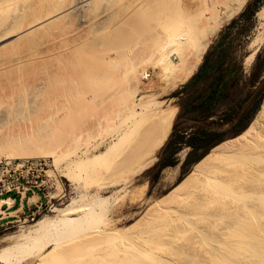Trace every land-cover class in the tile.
Returning <instances> with one entry per match:
<instances>
[{
  "label": "rangeland",
  "instance_id": "374dc122",
  "mask_svg": "<svg viewBox=\"0 0 264 264\" xmlns=\"http://www.w3.org/2000/svg\"><path fill=\"white\" fill-rule=\"evenodd\" d=\"M94 1H96V0H94ZM103 1H105L106 4ZM103 1L99 0L98 2H94V4L97 3V4H95V6L96 5L97 6L96 7L94 6V11L96 9L97 12H100V14H97L96 11L94 13V16L97 17L98 20L96 18H94V21L97 20L96 22H94V29L91 30V32L89 34L82 32L81 33L82 37H79L76 34V31L78 30V27H79L76 19L75 18H69V19H66L64 21L58 22V23L52 25L51 27L49 26L50 28H48L46 30L43 29L44 32H43V30H40L38 33L32 34L27 38L24 37L25 39H19V41L17 40L18 36L15 34L9 36L8 39L3 38L4 42L0 40V48L2 47V49H0V54H1L0 58L1 59L8 60L9 58H11V55L15 56V53L25 51L29 47H30L29 49H31V47H32L33 50L39 54H41L43 52V54L41 56H39L36 60H26L23 62L22 65L13 66L11 68H4V69L0 70V98L4 97L3 101L6 100L7 103L10 102L9 104L12 105V109H10L11 111L9 110L10 114H7V116H5L4 118L2 116L0 117V146L2 144L5 146V144L3 142H7V139L9 140L8 135L9 136L12 135V136H10V138H12L11 140H15V141L18 138H19L18 141H20L21 140L20 138H22L21 135L25 136V135H27V134L29 135L31 133H33L34 137L36 138L37 134L34 132L41 128L42 130L40 129V130L36 131L38 133L40 131H42V133L40 132V135L42 134L41 136L47 135L46 138L48 136H49L48 138H51L52 135H48V134L53 133V136H55V137L53 138V136H52V138H51L52 141L57 139V140H55V142L48 140V143L50 141L52 144L53 143H54V145L56 144L55 146L60 144L59 147L61 149L65 148V150L64 149L59 150V148H57V150H56V152L59 151L57 153L59 155L56 154L59 157V164L58 165H56L54 163V158H52V157H49V156H43V157L42 156H37V157L35 156L34 157V156H32L33 158H49V159H51V161L53 163V168H54L53 173L56 176V180H57V190L54 192V194H55V196L64 195L63 199L58 200V201L55 200L54 201L55 205L52 208H47V209H44L43 211H40V212L34 211L35 215H33L32 217H24L19 221V223L11 225V226L7 227L6 229L0 230V252H2L8 246V244L5 243L6 239L19 234L21 231L25 230L27 227L34 225L35 222L40 220V219H43L45 217L55 216V213L53 212L54 209H63V208H66L67 206H71V205L74 206L75 203H76L75 206L77 205L76 208L85 207V206H87L89 208L94 207V199H95L94 195H95V193L98 194V192H99V194L102 195L101 196L102 199L106 202H109L106 206L109 210L107 212L106 217L102 221H100V223H97V222L94 223L93 222V228L92 229H91L92 225L91 226L89 225L90 226L89 232H91V231L94 232V230L98 229V228L99 229H105V228L109 227V228L117 229L121 233L124 232V235L127 234V235H125V239H127L131 243L132 238H133V240H134V238H135V240H137L136 237L139 238L140 236L142 238V235H139V234H142V231H143L144 240L142 239L143 241L141 240V242H139L138 240L137 241H138V243H140L139 244L140 246H141V244H143V242L145 243L144 246L145 245H147V246L144 247L142 245L141 247L140 246L139 247L141 249L144 247L143 250H145L146 253H149V255L152 254L153 257H155L157 255V257H155V258L157 260L160 258L162 261V262H159V264L160 263L165 264L166 262H168V264H193L192 261L194 262V264H196L195 263L196 261H197V263L201 262L200 264H203V263L207 264L208 263L207 259L210 256V255H208L209 252L211 254H213L212 250L214 251V249L211 247L212 245H210V247H209L210 249L206 246V245L209 246V244H206L207 238L214 233L215 234L210 236V237H213V236L217 237L219 235H220V237H222V236H224V234L227 233V231L224 230V226H226L225 225L226 221L224 222V224H223V222H221V226L223 225L222 226L223 229H222V227L219 226L220 225V222L218 220V219H220L219 217H221V214H222L221 218L224 220V216H223L224 214L226 215V214L232 212V209L235 210L236 208H241L242 206L245 205V203L243 202V204H241L242 203L241 201L238 202L239 200L237 201L236 199H240V198H237V196L236 197L233 196V198H235L234 200L236 201L235 204L233 202H231L230 199L233 200V198L231 196H230L231 197L230 199H229V197L227 198V200L229 201V204L227 203L228 205H225V202H220V203H224V204H220V205H218L219 204L218 202H215L213 204V206H215V204L217 203L215 207H213V208L208 207V209H207V212H209V214L212 213L211 217L208 214V217H209L208 218L207 216H205L207 214V212H205L206 213L205 215L203 214L204 213L203 211H205V210H203L204 207L202 208V211H201V208H198V209L195 208V207H199V206L201 207L203 205L205 206L207 204L206 202L205 203H202V202L199 203L200 200L198 198L206 195V193H208V194L210 193L209 190H205L208 185L207 186L204 185V187L206 186V188L204 189V187H203L202 188L203 191H201L199 193L198 192L196 193L195 190L191 191L192 189L195 188L194 187L195 182L189 183L188 186L186 185L187 187H183L181 189L180 188L178 189V184L192 172L193 167L197 164L196 163V164L191 165V166L185 165L186 158H187L189 152L191 151V149L187 146L181 147L178 154L175 157V165L163 169L161 171L160 176L158 177V172L160 169V161H161L162 155L164 154V150L167 147V145L171 139V135L174 132L175 125H177V129H176L175 134H180L184 128H190V132H195L198 129H210V130L222 133L226 137L225 141H228L230 139L237 137V136H233V134H235V132L239 129V127L242 126L241 124H243V125L247 124V128L250 126V124L252 123L253 119L255 118L257 112L259 111V109H260V107L264 101V27L260 26L259 21H258V17L256 14L254 19H252V20H249V21L241 20V21H239L238 24L234 27V29H232L229 32V35L226 38V46L230 47L232 56L235 59L242 62L243 68H244V73H243V76H242L240 82L238 83V85L235 86L231 90L229 100L227 102L223 103L222 105H220L216 109V116L215 117H213L209 121H205V120H202L201 117L195 118V116L189 112H185L184 114H182L180 116L182 103L185 102L187 104L192 98H194L195 100H199L200 98L207 96V93H205L206 92L205 88L200 87V86L198 87L197 84L192 85L190 88H188L185 91H181L178 96H175L174 94L177 91H180L185 84L180 85L176 90H174L170 94L161 97L160 100L171 101L173 105H176L178 107V114H177L173 129L171 131V134L169 136V139L167 140L165 146L161 150V153L158 157V160L153 164V166L150 169L134 176L129 182H127L125 184H121V183H116V182L120 181L121 178H123L122 175H125L124 173H125L126 169H125V166H123L125 164L122 163L123 165H121V162L119 163L120 165L116 164V162L101 164L102 162H99V163L94 165V156L97 154H100L101 152H103L105 150H107V148L113 142V139L117 138L119 133H121L123 128L128 123L127 113L124 111V108L121 107L123 105L122 104L123 100L120 99L121 94L120 95L117 94L116 98L114 97V98H112V100L109 99L108 97L113 94L112 92H114V91L121 92V90H124V88L126 87V85H125L126 81H125V83H123L124 82L123 79L126 77V73H124L125 72L124 69L126 68V72L128 71L127 67L130 68V66H131L130 63L134 62V61H132V60H134V58H132V57H134V55H137L135 60L136 59L140 60V61L142 60L141 62H144V64L147 65L145 67V70H146L147 74L149 75L148 78L143 80L142 85L140 86L139 93H138L139 96L143 97V96H148V95L155 94V93L159 92V90L164 86V82L162 81L161 70L159 69V67H156L157 65H155V63L158 62L157 56L148 57V55L150 54V51H149V53H147L148 52L147 47L158 46L157 44H155V42L150 43V41L152 40L151 37L155 38L156 33H158V32H159L158 34L160 35L161 29H162V33H163V31L169 30V29H167L166 25H168V28H171L173 26V23L175 24L176 21L179 22L180 27L182 26L181 24H184L181 27L182 29L177 27L178 22L175 24V25H177L175 27H177L178 29H181V30H187L188 27L190 29V26L193 24L194 21H195V23H194L195 26L197 24L196 22H199L198 24H201L200 22L203 20V18L205 19L204 15L207 13V11L209 12V10H210L209 7L212 8V10L214 9L213 3H215L216 0H213V1L210 0L212 3H210L209 0H206L207 2L205 0H180L184 5L183 7L180 6L182 9H180V8L177 9V7H178L177 4H175V5L172 4V6H171L170 4L174 3L173 0H170V1L161 0L163 2V4L161 3L160 0H146V1L139 0V1H142L141 2L142 4L140 2H138V0H134L133 3H132V0H103ZM125 1H127V2H125ZM158 1H160V3L163 6H165V8H169L170 6H171V8H173L174 6L175 7L172 10L168 9V11H167V9H165V11H164L165 13H164V12H162V10H164V7L162 5H161L162 7H160V4ZM165 1H166V3H168V5H170L169 7H167L166 4H164ZM251 1L252 0H249L247 5ZM128 2L131 4H129ZM175 2H176V0H175ZM204 2H206V3H204ZM102 3H103V5H102L103 7L101 6ZM135 3H137L138 5ZM150 4L153 6H151ZM211 4H212V6H211ZM23 5L21 2V5H20V7L22 6L21 10L18 7L19 8L18 11L21 12L23 9L22 14L26 18V19L24 18L25 22H26L27 20H29L30 18L33 17V16L31 17L32 10L38 6V3H37V0H33V1L30 0L28 3H26L25 6H23ZM122 5L125 6L126 8H130V6L132 5L133 8L131 7V9H129L130 11L128 12V11H125L128 9H125V7H123ZM128 5H130V6H128ZM157 5H159V6H157ZM106 6H107V8H106ZM206 6H208V7H206ZM246 6H245V8H246ZM263 6H264V1L260 4L258 11ZM27 7H28V9H27ZM111 7L113 10L111 9ZM146 7H148V9ZM1 8L3 9V6L0 5V11L2 12ZM101 8H102V10H101ZM104 8H106V10H108V11H104ZM157 8H159L160 10L162 8L163 9L161 11H159V9H157ZM245 8H244V10H245ZM24 9H25V11H24ZM99 9L101 11H99ZM120 9H121V11H123L122 13L120 12ZM179 9L181 11L183 10V12H185L186 14L188 13L186 15V17H188V15H190V14L193 16V19H192V17L190 19L188 18L189 20L186 18L188 21L194 20L193 22L190 21V25H189L188 21H187V23L185 22L186 24L182 21V19L184 17L182 19H180L179 15H177L178 18L181 20V22L179 21L177 16H176V18L174 17L173 14L176 15V12L179 11ZM212 10H210V12H215V10L217 11V8L215 7V10H213V11ZM18 11L17 12H16V10L9 11V13L3 12L4 13V15H3L4 19H5V14L7 13L6 14L7 19L5 20V23H4V19L1 20L2 18H0V21H2L4 23V25L0 28L1 29L0 33L2 32L1 34H3V32L5 31L4 28H6L7 25L10 24V22H13L12 20L17 15L19 16L21 14V13L18 14ZM102 11H103V13H102ZM142 11H143L144 15H143ZM200 11H201V13H198ZM106 12H108V14ZM3 13L0 14L1 17H2ZM117 13H118V15H117ZM102 14L105 15V17H106L105 19H104V16H102L103 18L98 16V15H102ZM114 14H116V15L114 16ZM169 14H170V18H171V16H173L175 19H178V20H175V22L171 21L172 18H171V20H169V18L166 16V15L169 16ZM180 14H184V13H180ZM200 14H201V16H200ZM239 15H237L235 18H237ZM156 16L158 19L156 20V24H153V23H155ZM99 17L101 18V20ZM149 18L151 19V21ZM152 18H154V19H152ZM102 20H104V21H102ZM20 21L23 22L24 20H20ZM98 21H100V22H98ZM187 24H188V27H187ZM202 24H203V21H202ZM185 25H186V27H184ZM193 25H192V27L195 28V26H193ZM228 25H226L220 31V33L216 36L217 38L216 37L214 38L212 44H214L220 38V36L225 33V30H226ZM158 26L161 27V29ZM164 26H165V28H164ZM152 27H154V28L152 29ZM183 28H185V29H183ZM174 29L176 30V28H174ZM150 30H151V34L153 33L152 31H154L155 34L151 35L149 32ZM80 31H81V29H80ZM5 33H6V31H5ZM136 33L139 37L136 36ZM158 34H157V36H159ZM140 37H142V38L140 39ZM76 39L78 41H76ZM68 40H71L70 43H73V44L76 43L74 46H94L93 52H91V49L88 51L85 48L88 52V54L86 55V58L87 57L88 58L86 61H82L83 64H87L88 62H90L94 58V100L92 99L93 102L91 101L92 102L91 104H90V101H87V102H89V104L87 102H84V99L82 97V95L84 93L83 92L81 94L80 98H78L79 97V95H78V97H77L78 100L76 99L74 101V104H72V103L69 104V102L67 103L66 101H64L65 103L63 105L59 101L60 102L59 105L61 107L65 108V110L67 111V114H70V116H68L67 114L64 115L65 117L62 119V121H60V123L58 122L56 124L57 121H55L54 123L52 121H50L51 120V118H50L51 113L50 112L53 110L52 109L53 103L50 102L51 103V105H50L48 103V101H46V100H48V98H47L48 96L46 94L47 91L44 92L43 89L39 90V89L33 87V85L35 84V83L33 84V82H34V78L36 80V78L38 79L39 77L40 78L46 77L45 73H47L46 72L47 69L44 70L45 69L46 56L44 55V52L46 51L47 46H64L63 44L66 43ZM143 40H144V43H141V42H143ZM11 42H12V44H11ZM8 43H10V44H8ZM5 44H6V47H5ZM3 45H4V48H3ZM12 46H13V48H12ZM41 46H43V48H41ZM134 46H137L138 48L134 47ZM135 48H137V49H135ZM146 48H147V50H146ZM129 49H134V51H136V52L138 51L139 53H140V51H144V52H143V54H142V52H141V54H139V53H136L133 51L135 53V54H133L132 50H129ZM138 49H140V51ZM13 50L15 53L13 52ZM125 50H126V52H125ZM169 51H170L169 54L173 53V52H171V50H169ZM124 52L127 53V57H126V54L124 55ZM128 52H129V55H128ZM5 54H6V56H5ZM138 54L143 55V56L145 55L148 58H146L145 56H144V58H143V56L142 57L140 56L141 57V59H140ZM253 54H255V55L251 59V56ZM93 55H94V57H93ZM8 56H10V57H8ZM257 56L259 57V61L257 62V66H256L255 70L252 71V67L255 63ZM125 57L128 59H132V60L131 61L127 60ZM6 58H8V59H6ZM13 58H15V57H13ZM156 58H157V60H156ZM169 58L171 60L173 59L172 61L175 63L178 62V59H177V57H175L174 54H171V56H169ZM1 59H0V61H4ZM137 60L135 62L141 63L140 61H137ZM135 62H134V64H135ZM126 63H128L130 66ZM141 66L142 67L144 66L143 63H141ZM123 73H124L125 77H123ZM17 75H19L20 77L22 75L20 80L24 81L23 82L24 84L22 83L21 85H25V87L28 85L29 87L27 86L28 88L24 89V90H27L28 93L24 91V92H22V94H24V95L19 94L18 96H16V97L20 96L19 98L21 99V97H22V99L19 100V98H17V102H15V101H11L12 99L7 100L6 95L8 94L9 91L2 90V86L4 84H6V82L8 81L9 78L19 77ZM26 78H28L29 80L28 79L26 80ZM125 80H126V78H125ZM26 83H27V85H26ZM4 87H5V85H4ZM33 88H35V89H33ZM29 90L30 91L32 90L31 93ZM3 91L7 92V93H3ZM39 91H41V92H39ZM26 93L28 94V96H25ZM110 93H112V94H110ZM114 93H116V92H114ZM38 94L40 96H38ZM89 94L91 96L92 93H89ZM45 98H47V99H45ZM106 100H108V102ZM18 101H20V102H18ZM0 102H2V101H0ZM12 102L14 103V105ZM15 103H18V104L15 105ZM20 103L22 105H20ZM48 107H50L49 110H48ZM10 108H11V106H10ZM81 108H82V110H81ZM93 108H94V110H93ZM78 111H80V112H78ZM48 112L50 113V115ZM78 113H80L82 116L84 114L85 115H84V117H81V119H80V114H78ZM92 113H93V116H92ZM86 114L89 117L94 119V127L91 126V127L87 128L86 120L89 117L87 116L88 118H86ZM8 115H9V117H8ZM48 116H49V118H48ZM75 118H77V119H75ZM226 120H229V121L232 120V122L228 123V124H224V121H226ZM79 121H81V123H79ZM82 123H84V124H82ZM71 132L73 135L71 134ZM33 134H31L32 138H34ZM28 135H27L26 139L29 138ZM60 137H62V138H60ZM3 138L6 141L3 140ZM13 138H16V139H13ZM23 138H25V137H23ZM42 138L44 139V137H42ZM46 138H45V140H46ZM71 139H73V140H71ZM45 140H43V141H45ZM37 141L39 142L40 140L39 139L36 140V143H37ZM65 145L67 148L65 147ZM30 146H33V147L30 148ZM34 146H35V144L33 145L32 143H30L28 145V147L32 150H35ZM174 146H173V148H174ZM8 148H3V146L0 147V151H1L0 157L1 158H3V157L7 158L9 154H12V156L16 155V157L15 156L14 157L18 158V159H19V155L22 156L21 154H19L20 151L19 152L16 150L14 151V147H11L9 149ZM30 149H29V151H30ZM65 151H66V153H65ZM24 152H28V151L25 150ZM31 152L35 153L34 151H31ZM181 152H185V157L183 159H181V157H180ZM16 153H18L19 155ZM119 153H121V149H116L113 152V154L115 156H117ZM169 153H170V151H167L166 154H169ZM9 156H11V155H9ZM28 158H30V157H28ZM20 159H22V158L20 157ZM81 162H82V164H81ZM79 164H81V165H79ZM83 168L85 169V172H84ZM71 169H73V170H71ZM66 173L69 175L68 178L64 177V175ZM198 176H196V177H198ZM248 176L250 177V175H248ZM248 176L246 178H249ZM244 177H242V178L240 177V179L238 178L239 180L238 179L233 180L232 183H234V185H232V187L236 186L235 181H237V182L239 181L238 182L239 184L242 181L243 182L245 181V183L247 184V182L245 180L246 178H244ZM242 179H244V180H242ZM196 180H197V178H196ZM240 180H241V182H240ZM101 182L104 183L106 186L111 184V183L112 184L114 183V185L109 186L107 188L100 189L98 185ZM243 182L240 184V187L242 186L247 191L253 189L252 186L248 187V189H247L246 185ZM239 184L236 186V188L234 187V189L231 187L233 192H235L234 190H236L238 193L242 192L243 188H239ZM242 184H244V186ZM210 186H212V185H210ZM240 189H241V191H238ZM245 189H244V191H245ZM210 190H212L211 187H210ZM189 191H191L192 193H195V196H194V194H192L193 200H192V198H190V200L193 203H191L190 200H188L187 203L183 202L184 204L181 202H177V203L174 202V200L179 199V197L183 196V194H185ZM214 191H211V192L214 193L213 195L215 196V198H217V199H218V197L220 198V196L215 195L216 193ZM233 192H232V195H233ZM194 198H195L196 202L194 201ZM197 200H199V201L197 202ZM251 200L249 199V201H248V199H247L246 205L251 206V205L255 204L256 205L255 208L261 214L263 213V215H264V212H263L264 211V206H263L264 202H261L259 200L260 202H258L259 203L258 204L255 200H253L254 203L250 202ZM230 202H231V206H230ZM261 203H263V205H261ZM156 204H157V206H156ZM177 204H178V206L176 207ZM179 204H182V207H179V206H181ZM199 204H201V205H199ZM232 204H233V206H232ZM197 205H199V206H197ZM223 205H225V206H223ZM255 205H253V206H255ZM192 206H195V207H192ZM227 206H230L231 208L228 209ZM234 206H237V207H234ZM168 207H169V209H168ZM225 207H227V208L225 209ZM160 208H162L163 210L165 209V211L167 209H168V211L170 209H172V211H170L171 213H168V211H167L168 215L166 214L164 216V218L170 217L171 219L170 218L169 219L163 218V220H165L166 222L169 221L171 223L168 222V224H167V223H165V221L161 220L162 222L158 221L159 224L156 222L154 224V226L153 225L150 226L149 223H150V220H152L151 216H153L154 210H155L154 215H156L158 212L163 211ZM173 208L175 210V213L173 211ZM210 208H211V210H210ZM196 209H197V212H196ZM212 209H214V210H212ZM158 210H160V211H158ZM198 211L199 212L201 211V212L199 213ZM210 211H213L215 215H213V212H210ZM216 211H217V214H216ZM220 212H221V214H220ZM235 212L236 211H234V213ZM199 215L203 216L204 218L202 219V217H200ZM230 215L233 216L234 214H230ZM230 215H227L229 217V219H230ZM215 216L216 217L218 216L217 219L214 218ZM184 217H185V219H184ZM199 217L203 221L205 219L204 224H202L203 221L201 223V220H199ZM206 217H207V219H206ZM252 217H254L256 219L255 220L254 218H252L254 221L253 222L251 220L252 224L255 223V225H256L257 223H259V221H262L261 224L264 225V223H263L264 219L259 220L261 218L257 217V218H259L257 221V218L255 217V215H253ZM148 218H150V220H148ZM177 218H178V220H177ZM210 218H211V220H210ZM213 218L215 220H213ZM229 219L225 218V220H229ZM196 220L198 222V226H200V224H201L199 229H198V226L196 228L193 225V224L197 225ZM147 221H148V223H147ZM190 221H191V223H190ZM206 221H207V223H206ZM227 223L230 224V221H227ZM172 224H173V226H172ZM186 224H188V225H186ZM189 224H191L192 226L191 225L189 226ZM208 224H209V226H208ZM214 224H215V226H214ZM259 225L260 224H258L256 226H259ZM148 226L151 229L153 228L154 231H153V229L152 230L149 229ZM186 226L187 227L189 226L188 228H191V230H189ZM211 226L212 227L214 226V228H212ZM253 226H254V224H253ZM260 226L257 228H260ZM183 227H185V228L183 229ZM192 227H193V229H192ZM209 227L211 230L209 229ZM158 228H159V230H158ZM195 228L198 231H196ZM202 228H203V230L201 232L200 229H202ZM215 229H216V231H215ZM172 230H173V232H172ZM185 230H187V232ZM220 230H222V231H220ZM199 231H200V233H199ZM260 231L262 232V228H260ZM179 232H182V233H179ZM218 232H219V234H217ZM262 233H263L262 235L264 236V231ZM154 234H156V236L158 234V236L156 237ZM180 234H182V235H180ZM199 234H201L202 237ZM138 235H139V237H138ZM178 235H180L181 237ZM164 236H165V238H164ZM174 237H176L175 239H178L180 237L179 240H177L178 244L176 243V240L174 239ZM146 238L148 241L149 240H151V241L145 242ZM181 238H184V240H181ZM202 238L203 239L205 238L204 240L206 242L203 241ZM157 240H158V242H157ZM189 240H190V242H189ZM200 240H202V241L200 242ZM101 242H102V240H101ZM162 242H163V245H161ZM196 243H198V244L196 245ZM199 243H201V244L204 243L202 245L203 247H201V245ZM132 244H134V241ZM97 245L100 247L99 248L96 246L97 248H99V250L102 249L103 244L101 245V243L100 244L98 243ZM108 245H110V243H106V246H108ZM152 245H153V247H152ZM199 246H200V248H199ZM94 247H95V245H94ZM155 247H157V248H155ZM159 247L162 249H160ZM97 248L94 250H98ZM153 248L155 249V253H154ZM149 250H150V252H147ZM162 251H164V252L162 253ZM193 251H194V253H193ZM94 252H96V251H94ZM205 252H207L206 253L207 256H206ZM184 255H186V256H184ZM177 257H178V259H177ZM160 259H159V261H160ZM180 259H181V261H179ZM174 262H177V263H174ZM0 264H2V263L0 262ZM156 264H157V262H156Z\"/></svg>",
  "mask_w": 264,
  "mask_h": 264
},
{
  "label": "bare ground",
  "instance_id": "6f19581e",
  "mask_svg": "<svg viewBox=\"0 0 264 264\" xmlns=\"http://www.w3.org/2000/svg\"><path fill=\"white\" fill-rule=\"evenodd\" d=\"M29 1L30 0H0V5L3 6V9L1 8L2 12L0 11V14L3 12L9 13V11H14V10H16V12H17L19 10V8L21 10V7H22V6L20 7L21 2H22V5L25 3L23 5V6H25L26 3H28ZM31 1H33V0H31ZM98 1L97 0L96 1H94V0H37L38 6L32 10L31 17L32 16L33 17L30 18L29 20H27L28 22L26 21L27 22L26 23L25 22L26 18L22 14L23 9L21 12L18 11V14L19 13H21V14L19 16L17 15L18 17L16 16L17 18L15 17L14 18L15 20L13 19L12 20L13 22H10V24H8L6 28H4L6 33L4 30H3L4 31L3 34H1L2 32L0 33L1 34L0 40L3 41V38L8 39L9 36L15 34L18 36L17 40L19 41V39H25L32 34L38 33L40 30H43V29L46 30V29L50 28L52 25H54L58 22L64 21L66 19H69V18H75L76 19L78 26H79L78 30L76 29L77 30L76 34L79 37H82V35H81L82 32L89 34L91 32V30L94 29V22H96L98 20L97 17L94 16V13L96 11V9L94 11V6H95V4H97V3L94 4V2H98ZM101 1H103V0H101ZM133 1L134 0H132V3H133ZM142 1L138 0V2H140V3ZM144 1H146V0H144ZM160 1H158V2L160 4V7H162L163 2L161 1V3H162L161 4ZM166 1H170V0H166ZM166 1L164 2V4H166L167 7H169L170 5L172 6V4H174V5L177 4V6H178L177 9L178 8L182 9L181 7L184 6L180 0H176V2H175V0H173L174 3H171V4L169 3L170 5H168V3H166ZM103 2L105 3V1H103ZM125 2H127V1H125ZM206 2H204V3H206ZM248 2H249V0H218V1L216 0L215 3H213V8H214L213 10H215V7H216L217 11L215 10V12H210V10H212V8L209 7L210 13L207 11V13L204 15L205 19L203 18V20H202L203 24H202V21L200 22L201 24H198L199 22H196L197 24L195 26V24H194L195 21L193 20L194 21L193 22L192 20H190L193 22L194 25L193 24L192 25L195 26L196 29L193 28L192 25L190 26V29H189L188 24H187V27H188L187 30H181L182 29L181 27L184 24L180 23L182 25L180 27L179 22L178 21L175 22V20H178L179 18L182 19L183 17H184L183 18L184 20L182 19V21L184 23L185 22L187 23V21L191 17L193 19V16L191 14L188 15V17H186V15L188 13L186 14L185 12H183V10L181 11L179 9L180 12L175 11L176 15L173 14L175 18L177 15H179V18L177 16L178 19H175L173 16H171V18H172V20H171L170 14H169V16L166 15L169 18V20L175 22V24L178 22V26L173 23V26L171 28H168V25H166L167 29H169V30L163 31V33H162L161 27L158 26L161 29L160 30L161 34L159 35L158 34L159 32L156 33V36L154 35L155 38L151 37L152 40L150 41V43L155 42V44H157L158 46H150V47L146 46L148 48V50L146 48V50L148 51L147 53H149V51H150V54L148 55V57L157 56L158 62L156 61L157 63H155V65H157L156 67H159V69L161 70V77H162V81L164 82V86L159 90V92H157L155 94H151V95L143 96V97L139 96L138 93H139V89H140V86L142 85L143 80L149 77V75L147 74V72L145 70V67L147 65L144 64V62H141L142 60L140 61V60L136 59L137 61H140L141 63H143V65H144L143 67L141 66V63L135 62L136 61L135 58L137 57V55H134V57H132V58H134V60L126 58L127 53H125L126 52V50H125V52H124V55L126 54L125 58L127 60L134 61L135 64H134V62H131L130 63L131 66H130L128 63H126L130 66V68L127 67L128 68L127 72H126V68L124 69V71H125L124 73H126V77L123 73V77L126 78V80H125V78L123 79V81H124L123 83H125V81H126V83H125L126 87L124 88V90H121V92L114 91L116 93L112 92L113 94L110 93L112 95L109 94L110 96L108 95L109 97L108 96L107 97L112 100V98H114V97L116 98L117 94H119V95L121 94L120 99L123 100V103H122L123 105L121 107H123L124 111L127 113L128 123L123 128L121 133H119L117 138L113 139V142L110 144V146L107 148V150H105V151L101 152L100 154H97L94 156V165L99 163V162H102L101 164L114 163V162H116V164H118V165H120L119 164L120 162H121V165L125 164V165H123V166H125V169H126V171L124 173L125 175H122L123 178H121L120 181L116 182V183H121V184H125V183L129 182L134 176L150 169L153 166V164L158 160V157L161 153V150L163 149L167 140L169 139V136L171 134V131L173 129V126H174V123H175V120H176V117L178 114V107L176 105H173L171 101L160 100L161 97L170 94L171 92L176 90L180 85L186 84L194 76V74H196V72L199 69L200 65L202 64L204 56H205L206 52L208 51L210 45L212 44L214 38L220 33V31L226 25H228L237 15H239L244 10V8ZM137 3H135V4H137ZM210 3H212V2L210 1ZM129 4H131V3H129ZM102 5H103V3L101 4V6ZM128 6H130V5H128ZM151 6H153V5H151ZM157 6H159V5H157ZM171 6L169 8H165V6H163L164 10H162L163 9L162 8L161 9L162 12H164L165 9H167V11H168V9H171V10L174 9L175 6L173 8H171ZM211 6H212V4H211ZM123 7H125V6H123ZM131 7L133 8L132 5L130 6V8L125 7V9H128L125 11L129 12L130 11L129 9H131ZM206 7H208V6H206ZM106 8H107V6H106ZM106 8H104V11H108V10H106ZM146 8L148 9V7H146ZM27 9H28V7H27ZM111 9H112V7H111ZM157 9H159V8H157ZM101 10H102V8H101ZM101 10L99 9V11H101ZM161 10L159 9V11H161ZM24 11H25V9H24ZM120 12L122 13L123 11H121V9H120ZM102 13H103V11H102ZM106 13L108 14V12H106ZM142 13H143V11H142ZM180 13H184V14H180ZM198 13H201V11ZM6 14H5V19L3 16L4 13L2 14V17L0 15V18H2L1 20L4 19V23H5V20L7 19ZM97 14H100V12H97ZM115 15L116 14H114V16ZM117 15H118V13H117ZM143 15H144V13H143ZM98 16H100L101 18H103L102 16H104V19L106 18L105 15H103V14L98 15ZM157 16L155 19V23H153V24H156V20L158 19ZM200 16H201V14H200ZM257 17H258V21H259L260 26L264 27V6L262 8H260V10L257 12ZM94 18H96L97 20L94 21ZM101 18H100V20H101ZM186 18L187 19L189 18V19L187 20ZM152 19H154V18H152ZM180 19H179V21L181 22ZM20 20H24V21L22 22ZM102 21H104V20H102ZM150 21H151V19H150ZM190 21H188L189 25H190ZM98 22H100V21H98ZM4 23L2 21H0V28L4 25ZM175 26H177L181 29H178ZM184 27H186V25ZM153 28L154 27H152V29ZM164 28H165V26H164ZM172 28L173 29L176 28V30L175 29L173 30ZM80 29H81V31H80ZM183 29H185V28H183ZM151 30L149 31L150 34H151ZM43 32H44V30H43ZM152 32H153L152 34H155L154 31H152ZM157 34L159 36H157ZM136 36H138L137 33H136ZM141 38L142 37H140V39ZM70 41L71 40H68L66 43H64L63 44L64 46H47L46 51L44 52V55L46 56L45 69H44V70L47 69V71H46L47 73H45L46 77L45 78L39 77L38 79L36 78V80L34 78V82H33V84L35 83L33 85V87H35L39 90L43 89L44 92L47 91L46 94L48 96L47 97L48 100H46V101H48V103L50 105H51L50 102H52L54 105V106L52 105L53 110L51 109L52 110L50 112L51 115L48 112L50 115V118H51V120L50 119L49 120L52 121L53 123L55 121H57L56 124L58 122L60 123V121H62V119L65 117L64 115L67 114V111L65 110V108H63L59 105L60 102L63 105L65 103L64 101H66L67 103L69 102V104L70 103L74 104V101L76 99L78 100V98H80V96L83 92L84 93H83L82 97L84 99V102L90 101V104H91L93 102L92 99L94 100V58L90 62H88L87 64H83V62H82V61H86L88 58V57L86 58V55L88 54L87 50L89 51L91 49V52H93L94 46H74L76 43L73 44V43H70ZM76 41H78V40L76 39ZM141 43H144V40ZM8 44H10V43H8ZM11 44H12V42H11ZM5 47H6V44H5ZM134 47H137V46H134ZM3 48H4V45H3ZM12 48H13V46H12ZM29 48L26 50L24 49L25 51H21L22 53L21 52L15 53L13 50V52L15 53V56L11 55V58H9V59L6 58L8 60L0 58L1 60H4V61H0V70H2L4 68H11L13 66L22 65L23 62L26 60H36L39 56H41L43 54V52L41 54L35 52L32 47H31V49H29ZM41 48H43V46H41ZM137 48H135V49H137ZM0 49H2V47ZM168 49L171 50V52H173L171 54H174L175 57H177V59H178L177 63L173 62L172 61L173 59L171 60L169 58V56H171V54H169L170 51ZM129 50H132V52L134 51V49H129ZM138 50L140 51V49H138ZM134 52H136V51H134ZM134 52H133V54H135ZM141 52L143 54L144 51H140V53L137 51L136 53L141 54ZM128 55H129V52H128ZM254 55L255 54H253L251 56V59L254 57ZM5 56H6V54H5ZM140 56L142 57L143 55H139V57ZM144 56H143V58H144ZM8 57H10V56H8ZM13 57H15V58H13ZM93 57H94V55H93ZM141 57H140V59H141ZM145 57L148 58L147 56H145ZM157 58H156V60H157ZM17 76H19V75H17ZM21 77H22V75H21ZM21 77L19 76L16 78H13V77L9 78L8 81L6 82V84H4L5 87H4V85L2 86V90L9 91L8 94L6 95L7 100L12 99L11 101L17 102V98H19L20 96L19 97H16V96H18L19 94H22V92H24V91L28 93V91L24 90V89H27L29 86L27 85V83H26V85L28 87L27 86L25 87V85H21L24 82V81L20 80ZM28 78H26V80ZM35 88H33V89H35ZM4 91H3V93H7ZM31 91H30V93H31ZM39 92H41V91H39ZM89 93H92L91 96ZM26 94H25V96H28V94L27 95ZM22 95H24V94H22ZM78 95H79V97H78ZM38 96H40V95L38 94ZM3 98L2 97L0 98V101H2V102H0V117L2 116L4 118L5 116H7V114H10V111H11L10 109H12V105L9 104L10 102L7 103L6 100L3 101ZM47 98H45V99H47ZM21 99H22V97H21ZM21 99L19 98V100H21ZM106 101L108 102V100H106ZM18 102H20V101H18ZM87 103L89 104V102H87ZM16 104H18V103H15V105ZM13 105H14V103H13ZM20 105H22V104L20 103ZM10 106H11V108H10ZM50 107H48V110ZM81 110H82V108H81ZM93 110H94V108H93ZM78 112H80V111H78ZM93 113H92V116H93ZM78 114H80V113H78ZM87 114H86V118L89 117L88 116L89 114L88 115ZM67 115L70 116V114H67ZM84 115L82 116L80 114V119H81V117H84ZM8 117H9V115H8ZM48 118H49V116H48ZM77 118H75V119H77ZM86 122H87V128L91 127V126L94 127V119L93 118L89 117L86 120ZM79 123H81V121H79ZM82 124H84V123H82ZM40 129H38V130H40ZM38 130H36V131H38ZM36 131L34 133L37 134V135L35 134L37 136L36 137L37 139L34 137V134L31 133V134H33L34 138L31 137V134H29V135L27 134L29 136V138H27V139H26L27 135H25V136L21 135L22 138H20L21 139L20 141H18L19 136L17 137L18 139L15 141V140H11L12 138H10V136H12V135L9 136L7 134L9 140L7 139V142H3L6 147L2 143H1L2 145L0 147H2V146H3V148H8L9 146H10L9 148L14 147V151L15 150L18 152L20 151L19 154L22 155V156H20L18 153H16L19 155V159H20V157L22 159H28V157L31 158L32 156H34V157L35 156L36 157L37 156H42V157L43 156H49V157L54 158V163L56 165H58L59 164V157L57 155H59V154H57V153L59 151L56 152V150H57V148H59V150L61 149L59 147L60 144L57 145L58 146L57 147V146H55L56 144L54 145V143L52 144L50 141L48 143V140L52 141L51 138L53 136V133L48 134V135H52V136H51V138H48L49 137L48 136L47 137L48 139H47L46 138L47 135L46 136H41L42 134L40 135V132L42 133V131H40L39 133ZM71 134H72V132H71ZM23 137H25V138H23ZM40 137L41 138L44 137V139L43 138L41 139ZM54 137L55 136H53V138ZM45 138H46V140H45ZM60 138H62V137H60ZM13 139H16V138H13ZM35 139L36 140L39 139L40 141L39 142L37 141V143H36ZM73 139H71V140H73ZM3 140H5V139L3 138ZM43 140H45V141H43ZM55 140H57V139H55ZM55 140L52 142H55ZM30 143H32L33 145L35 144V146H34L35 150L30 149L33 146H30V148L28 147V145ZM65 147H66V145H65ZM28 148L30 149V151ZM62 149L65 150V148H62ZM116 149H121V153H119L117 156H115L113 154V152ZM25 150L28 152H24ZM31 151H34L35 153H33ZM65 153H66V151H65ZM9 155H11V156H9ZM9 155H8V157L6 156L7 158L3 157L4 159L0 157V160H17L18 159V158H15L16 155H14L15 157L12 156V154H9ZM180 157H181V159H183L185 157V152H181ZM82 162H81V164H82ZM81 164H79V165H81ZM73 169H71V170H73ZM84 172H85V169H84ZM248 175H250V177ZM196 176H198V177H196ZM247 176L250 179L246 178ZM64 177L68 178L69 175L66 173L64 175ZM240 177L246 178L245 180H246L248 185L245 183V181L244 182L242 181V182L246 185L247 189H248V187L252 186L254 190L252 189V190L247 191L242 186L240 187V184L242 183L240 180L241 183L239 184L238 183L239 181L238 182L235 181V183H236L235 185L237 186L239 184V188H243L242 192L238 193L236 190H234L236 193L233 192L231 187H232V185H234V183H232V182H233V180H237L238 178L240 179ZM196 178H197V180H196ZM242 180H244V179H242ZM189 183H194L195 188L193 187L194 189H192L191 191L195 190L196 193L203 191L202 188L204 187V185H206V186L208 185L207 186L208 189L206 188V186L204 187V189L206 188L205 190H209L212 195L210 193L209 194L206 193V195L198 198L200 201L197 200V202L199 201V203L200 202H202V203L206 202L207 203L205 205L206 207L204 205L200 207L199 205H201L202 203L197 205L199 207L192 206V207H195L197 209L201 208V211H202V208L204 207L203 210H205V211H203L204 213L202 212L204 215L206 214L205 212H207L208 207L213 208L216 206L217 203L215 204V206H213V204L215 202H218L219 203L218 205L224 204V203H220V202H225V205H228L229 204V201L227 200L228 197L230 199L231 197L233 198V196L234 197L237 196V198H240V199H236L237 201L239 200L238 202L241 201L242 202L241 204H243V202L245 203V205L242 206L241 208H236L235 210L232 209V212H230L231 211L230 210L229 211L230 213H228L226 215L224 214L223 215L224 220L221 218L222 214L220 212L221 217H219L220 219H218L220 222L219 226H221V222H223V224H224V222L226 221L225 222L226 226H224V230L227 231V233L224 234V236H222L223 238L220 237V235L219 236L216 235L218 238L215 236L210 237V236L214 235L215 233L212 235L209 234L210 236L208 237L204 233L208 237V238L206 237L207 238L206 244H209V246L206 244L205 245L208 248L210 247V245H212L211 247L214 249V251L212 250L213 254H211L210 252L208 254L210 256L207 259V261H208L207 264H264V236L262 235L263 234L262 232L264 231V228H263L264 225L261 224L262 221H259V223L256 224V225L260 224L262 226L261 227L259 225L260 228H262V232H261L260 228H257L259 226H256L255 223H253L254 226L252 224V221H253L252 218H254V217H252L253 215H255L256 218L257 217L261 218V219L257 218V221H258V219L259 220L264 219V215H263V213L261 214L255 208L256 207L255 204H253L255 206L246 205L247 199H248V201H249V199L250 200L252 199L250 202H253V200H255L257 203L260 201L264 202V101H263L259 111L257 112L255 118L253 119L252 123L250 124V126L243 133L238 135L237 137L230 139L228 141H225V142L217 145L216 147H214L200 162H198L193 167L192 172L178 184V189L179 188L181 189L183 187H187L189 185ZM244 184H242V185L244 186ZM113 185H114V183L113 184L111 183V184L106 186L104 183L101 182L98 186L100 189H103V188H107V187L113 186ZM210 185H212V186H210ZM209 186L211 187L212 190H210ZM236 186H234V187L236 188ZM234 187H232V188L234 189ZM244 189H245V191H244ZM191 191L183 194V196L179 197V199H177V200H174V202L175 203H177V202H181V203L186 202L187 203L188 200H190V198L193 197L192 194H194V196H195V193H192ZM211 191H214L216 193L215 195L220 196L221 199L219 197H218V199L215 198V196L213 195L214 193ZM238 191H241V189ZM232 192H233V195H232ZM94 196H95L94 207H92V208H89L87 206L76 208L77 205L75 206V204H76L75 203L74 204L75 207L71 205V206H67L66 208H63V209H54L53 212L55 213V216L45 217L43 219H40V220L36 221L34 225L27 227L25 230L21 231L19 234L6 239L5 243L8 244V246L2 252H0V262L2 264H156V262H157V264H159V262H162L160 258H159L160 261H159V259L157 260L155 258V257H157V255L156 256L154 255L155 257H153L152 254L149 255V253H146L145 250H143V248L147 246V245L144 246V244H145L144 242H143V244H141V246L143 245L144 247L142 249L140 248L141 246L139 245L140 243H138V241L141 242L142 239L144 240L143 231H142V234H139V235H142V238H141V236L139 237V235H138L139 238L136 237V239L138 241L135 240V238H134V240L132 238L131 243L127 239H125V235H127V234L124 235V232L121 233L117 229H113V228H109V227L105 228V229H99L98 228V229H95L94 232L93 231L89 232L90 231L89 227L91 225H92L91 229L93 228V222L94 223H96V222L100 223V221H102L106 217L107 212L109 210L106 207L109 202L104 201L101 197L102 195L99 194V192H98V194L95 193ZM234 199L235 198H233V200L232 199H230V200H231V202H233L235 204L236 201ZM192 200H193V198H192ZM194 201H195V198H194ZM7 202L10 203V200ZM231 202H230V206H231ZM3 203L4 202L0 201V205ZM191 203H193V202L191 201ZM179 205H181L179 207H182V204H179ZM225 205H223V206H225ZM261 205H263V203H261ZM156 206H157V204H156ZM177 206H178V204L176 205V207ZM230 206H227L228 209L231 208ZM232 206H233V204H232ZM227 207H225V209ZM234 207H237V206H234ZM211 208H210V210H211ZM160 209L163 210L162 208H160ZM168 209H169V207H168ZM168 209L166 211H165V209L163 211L158 210L160 212H158L156 215H154L155 214V210H154V212H153L154 214H153V216H151L152 220H150V218H148V220H150V223H149L150 226H152V225L154 226V224L156 222L158 223V221H160V222L165 221V220H163L164 216L166 214L168 215V213H171L170 211H172V209H170L169 211H168ZM197 209H196V212H197ZM212 210H214V209H212ZM167 211H168V213H167ZM173 211L175 213L174 208H173ZM234 211H236V212L238 211V212L234 213ZM210 212H213V211H210ZM208 214H209V212H207V214L205 216L208 217ZM211 214H209L210 217H211ZM216 214H217V211H216ZM230 214H234V215L232 216ZM213 215H215L214 212H213ZM227 215H230V219ZM199 216L202 217V219L204 218L201 215H199ZM200 217H199V220H201ZM207 217H206V219H207ZM217 217L215 216L214 218L217 219ZM166 218H168V217H165L164 219H166ZM214 218H213V220H215ZM225 218L229 219V220H225ZM184 219H185V217H184ZM177 220H178V218H177ZM210 220H211V218H210ZM202 221L203 220H201V223H202ZM204 221H205V219H204ZM204 221L202 224L205 223ZM227 221H230V224L227 223ZM168 222L169 221H167V222L165 221V223H167V224H168ZM196 222H197V220H196ZM147 223H148V221H147ZM169 223H171V222H169ZM190 223H191V221H190ZM206 223H207V221H206ZM263 223H264V221H263ZM173 224H172V226H173ZM186 225H188V224H186ZM190 225L191 224H189V226ZM193 225H194V227L197 228L198 222H197V225H195V224H193ZM200 226H201V224H200ZM200 226H198V229ZM208 226H209V224H208ZM214 226H215V224H214ZM214 226L213 227L211 226V227L214 228ZM159 228H158V230H159ZM184 228L185 227H183V229ZM196 228H195V230H196ZM149 229H151V228L149 227ZM188 229L191 230V228H188ZM192 229H193V227H192ZM209 229H210V227H209ZM222 229H223V227H222ZM202 230H203V228L200 229L201 232H202ZM153 231H154V229H153ZM185 231L187 232V230H185ZM196 231H198V230H196ZM200 231H199V233H200ZM215 231H216V229H215ZM220 231H222V230H220ZM172 232H173V230H172ZM182 232H179V233H182ZM201 234H199V235L201 236ZM217 234H219V232ZM154 235L156 236V234H154ZM180 235H182V234H180ZM180 235H178V236H180ZM157 236H158V234H157ZM164 238H165V236H164ZM175 238L176 237H174V239ZM179 238L175 239L177 244H178L177 240H179ZM204 239L202 238L203 241H205ZM101 240H102V242H101ZM181 240H184V238H181ZM202 240H200V242ZM133 241H134V244H132ZM147 241L148 240L146 238L145 242H147ZM149 241H151V240H149ZM97 242L99 244L101 243V245L103 244L102 249L99 250L100 247L97 245L98 244ZM157 242H158V240H157ZM189 242H190V240H189ZM106 243H110V245L106 246ZM197 244L198 243H196V245ZM199 244L201 245V247H203L202 245L204 243H202V244L199 243ZM94 245H95V247H94ZM161 245H163V242ZM96 246L99 248H97ZM152 247H153V245H152ZM96 248L98 250H94ZM155 248H157V247H155ZM199 248H200V246H199ZM160 249H162V248H160ZM153 250L155 253L154 248H153ZM94 251H96V252H94ZM164 251H162V253ZM147 252H150V250ZM193 253H194V251H193ZM206 253L207 252H205V254ZM184 256H186V255H184ZM206 256H207V254H206ZM177 259H178V257H177ZM179 261H181V259ZM174 263H177V262H174ZM192 263L194 264L193 261H192ZM195 263L200 264L201 262L197 263V261H196ZM160 264H162V263H160ZM165 264H168V262H166Z\"/></svg>",
  "mask_w": 264,
  "mask_h": 264
},
{
  "label": "trees",
  "instance_id": "16d2710c",
  "mask_svg": "<svg viewBox=\"0 0 264 264\" xmlns=\"http://www.w3.org/2000/svg\"><path fill=\"white\" fill-rule=\"evenodd\" d=\"M263 1L252 0L245 10L231 21L225 33L209 47L196 74L180 91L174 94L178 96L181 91L187 90L194 84L205 88V93H207V96L199 100L192 98L187 104L182 103L180 116L189 112L195 118L201 117L202 120L209 121L216 116V109L229 100L231 90L238 85L243 76L244 68L242 62L232 56L230 47L226 46V38L239 21L254 19ZM258 61L259 57L257 56L252 71L255 70ZM231 122L232 120H226L224 124ZM241 125L233 136H238L247 129V124ZM176 129L177 125H175L171 139L162 155L158 177L163 169L175 165V157L181 147L187 146L191 149L185 161L186 166H191L200 162L214 147L226 139L222 133L210 129H198L195 132H190V128H184L180 134H175ZM167 151L170 153L166 154Z\"/></svg>",
  "mask_w": 264,
  "mask_h": 264
},
{
  "label": "built area",
  "instance_id": "2783aa9c",
  "mask_svg": "<svg viewBox=\"0 0 264 264\" xmlns=\"http://www.w3.org/2000/svg\"><path fill=\"white\" fill-rule=\"evenodd\" d=\"M49 158H28L17 160H0V199L22 200L28 195L40 196L43 202L34 205L40 212L52 208L54 201L63 199L64 195L55 196L57 180ZM35 215V212L30 216Z\"/></svg>",
  "mask_w": 264,
  "mask_h": 264
},
{
  "label": "crops",
  "instance_id": "0c3cea01",
  "mask_svg": "<svg viewBox=\"0 0 264 264\" xmlns=\"http://www.w3.org/2000/svg\"><path fill=\"white\" fill-rule=\"evenodd\" d=\"M1 202H4L0 205V230L6 229L7 227L19 223V221L24 217H30L34 211V205L36 203L43 202L42 197L28 195L27 198L22 200L10 199L8 198L0 199Z\"/></svg>",
  "mask_w": 264,
  "mask_h": 264
}]
</instances>
